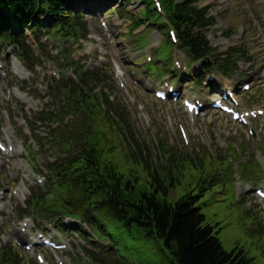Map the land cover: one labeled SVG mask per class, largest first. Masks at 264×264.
Masks as SVG:
<instances>
[{"label":"rangeland","instance_id":"obj_1","mask_svg":"<svg viewBox=\"0 0 264 264\" xmlns=\"http://www.w3.org/2000/svg\"><path fill=\"white\" fill-rule=\"evenodd\" d=\"M205 1L198 0L197 3L201 7ZM210 14L217 17V21L221 27L219 30L223 29L225 32L223 36L226 35L227 29H231L230 26H237L238 23L241 24L233 36L227 37L228 39L224 42L223 49L231 46L237 40L245 39L244 42L248 43V47L254 46L250 51L249 57L253 61H259L264 66V63L261 62L264 57V49L262 42H259L256 36V32L262 29L264 25V18L262 17L263 8L256 5V0H218L215 7L210 10ZM109 15H111V12ZM112 18L113 16H110V19ZM86 19L89 20L88 22L91 26H95L103 34L104 31L99 28L98 20L92 17H87ZM243 24L246 25L248 31H245ZM120 34H126V30L120 32ZM149 38L153 41L156 35L154 34ZM128 42V40L123 38H118L117 40L111 39L107 48L111 58L115 57L123 60ZM114 44H120L121 47L118 48L119 45L115 46ZM87 45V43L75 44L72 49L74 57L80 58L82 51ZM252 64L254 65L256 63L252 62ZM242 67L245 66L242 65ZM142 70H148L150 76L155 79L159 76L160 72L162 76H165L171 70V64H168L166 68L161 70L155 64L145 65ZM107 76L112 78V72L110 71ZM112 86H114L113 81ZM44 92L45 88L41 90V93ZM261 96L264 97V93ZM242 100L245 99L242 98ZM118 103L130 109L121 97H118L116 104ZM131 111L134 112V109H131ZM157 112L158 108L153 111L152 115L153 131H155L160 121ZM77 113H79L80 117V112L77 111ZM70 121L71 119L68 121L69 124ZM217 128H220V131H217ZM222 128L232 130V125L225 119H219L217 121L211 119L208 121V126L204 127V129L209 130L215 136L223 135L221 133ZM165 131L166 139L171 143L179 145V139L175 138L172 132L170 133L168 131L167 126H165ZM204 141L209 143L210 138L204 135ZM211 144L213 147L217 145L215 139L212 140ZM117 150H119V147ZM219 153L224 154V151L220 148ZM213 157H217L216 152ZM231 161L237 162L239 159L235 154L231 153L229 154L228 160L214 162L212 164L211 171L215 176L210 178L209 181L212 182L213 188L206 192L205 198L202 200L208 201L207 205L203 207V213L206 215L207 223L212 225L215 232L218 233V238L226 251H243L248 258L253 259V264H264V235L260 234L255 220L248 216L250 214L248 207L239 202L236 187L238 183H250L253 187H257V179L262 176V173L253 162H249L245 166L240 165L239 174L241 176L237 178L233 173V164ZM224 172L226 173L225 180L218 182V178L222 177ZM170 201L175 202V199H172L171 196ZM256 207L257 210L261 211L259 206ZM118 247L127 264H171L169 252L165 253L161 244L155 241H142L134 245L123 239L118 244Z\"/></svg>","mask_w":264,"mask_h":264},{"label":"trees","instance_id":"obj_2","mask_svg":"<svg viewBox=\"0 0 264 264\" xmlns=\"http://www.w3.org/2000/svg\"><path fill=\"white\" fill-rule=\"evenodd\" d=\"M33 1L39 2L41 0ZM44 1L48 2V0ZM57 4H59V2L43 6L48 7L52 13H55ZM60 8H62L61 5ZM192 11H194V9L188 5L184 7L181 12L172 17V20L174 19L178 25L202 24V14L198 12L193 16ZM155 215L160 226L165 228V232L173 225L170 235L176 238L181 244L184 252V255L180 257L182 264H244L242 261L236 260L229 262L230 257L222 255L220 250L215 247L210 240H207L205 234H202V232L197 229L198 225L194 223L192 213H184V215L176 217V214L172 213L170 210L156 209Z\"/></svg>","mask_w":264,"mask_h":264}]
</instances>
